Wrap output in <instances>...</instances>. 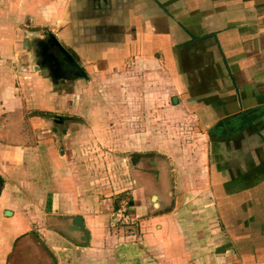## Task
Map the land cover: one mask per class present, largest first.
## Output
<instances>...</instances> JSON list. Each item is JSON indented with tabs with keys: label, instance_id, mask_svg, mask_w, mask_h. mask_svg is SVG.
Segmentation results:
<instances>
[{
	"label": "crops",
	"instance_id": "crops-1",
	"mask_svg": "<svg viewBox=\"0 0 264 264\" xmlns=\"http://www.w3.org/2000/svg\"><path fill=\"white\" fill-rule=\"evenodd\" d=\"M28 20L63 42L88 79L134 74L146 105L173 92L172 104L203 130L235 122L234 134L212 137L208 152L216 157L214 191L238 182V192L219 197L238 250L203 248L202 258L184 242L167 202L174 162L151 150L131 157L126 193L136 233L126 243L111 234L106 202L63 176L64 152L46 139L49 120L40 113L70 116L75 96L24 65L18 37ZM53 129L63 138L72 130ZM0 180V264H264V0H0ZM75 216L87 245L72 230Z\"/></svg>",
	"mask_w": 264,
	"mask_h": 264
},
{
	"label": "rangeland",
	"instance_id": "rangeland-1",
	"mask_svg": "<svg viewBox=\"0 0 264 264\" xmlns=\"http://www.w3.org/2000/svg\"><path fill=\"white\" fill-rule=\"evenodd\" d=\"M26 23L27 27L21 31L23 33H20L18 39L27 50V63L24 65L33 71L36 59L32 56L31 47L44 30L30 27L29 20ZM42 76L46 77V73H42ZM136 79L134 74L124 78L94 77L88 81H69L54 86L61 93L65 91L74 95L78 107L73 109L70 116L62 115L60 111L49 113L72 117L69 120L72 125L66 122L60 127L51 120L46 123L50 129L46 139L55 142V154L64 152V159L59 164L63 170L66 169L63 176L74 177L84 184L87 195L106 202L101 205L107 216L106 227L118 239H123L120 242L126 243L128 241L124 239L136 233V226L121 222L112 226L111 217L118 209L125 208V214L135 218L128 207L131 195L126 193L133 180L130 165L132 154L148 150L164 152L174 162L171 168L174 194H171L167 202L173 204L170 205L171 211L176 208L177 230L182 234L184 242L199 249V257L202 258L203 248L211 250L214 255L219 254L216 248L228 245L238 250L236 237L230 235L226 223L221 220L224 206L219 197L232 190H222L218 195L212 187L211 152L208 150L213 136L197 125L196 120L186 114L182 106L172 104L169 96L173 92H165L160 97H156V94L154 103L146 105L144 100L147 94L138 93L134 86L137 84ZM28 83L29 80L27 88L30 90L31 85ZM148 95L152 96L151 93ZM31 112L40 113L33 109ZM40 114L47 119L48 114ZM68 127L72 129L68 138L51 133L53 128L61 131ZM48 143L52 145L51 141ZM129 240L131 242L132 239ZM210 253L208 251L206 257ZM222 255L226 256L225 253ZM218 260L221 262L224 259L219 257Z\"/></svg>",
	"mask_w": 264,
	"mask_h": 264
},
{
	"label": "water",
	"instance_id": "water-1",
	"mask_svg": "<svg viewBox=\"0 0 264 264\" xmlns=\"http://www.w3.org/2000/svg\"><path fill=\"white\" fill-rule=\"evenodd\" d=\"M35 71L45 72L48 78L53 82L54 86L72 82L76 80L88 81V75L75 55L61 42L49 29H44L42 36L37 38L33 44ZM174 104H177V98H173ZM48 120H51L57 126L62 127L71 118L58 115H46ZM215 125L208 128V132ZM57 129H53L56 132ZM65 134L66 129L62 128ZM2 181L0 180V187ZM9 214V212H7ZM73 219L72 230L81 232L82 242L87 245L89 242V232L84 228V223L81 216H75Z\"/></svg>",
	"mask_w": 264,
	"mask_h": 264
},
{
	"label": "flooded vegetation",
	"instance_id": "flooded-vegetation-1",
	"mask_svg": "<svg viewBox=\"0 0 264 264\" xmlns=\"http://www.w3.org/2000/svg\"><path fill=\"white\" fill-rule=\"evenodd\" d=\"M236 124L232 119H226L223 122H220L218 124H216L211 131H209V135L210 136H218V137H230L232 134H234L233 132L236 130ZM139 158V156H135L133 157V161L137 160ZM210 159V173H211V181L212 183L214 182V180L216 179L215 175L212 173L211 167L213 165V163H215L216 161V157H211ZM249 180H246L245 183L248 184ZM238 182H232L230 189L232 190V193H236L238 192V187H235V185H237ZM241 186V185H240Z\"/></svg>",
	"mask_w": 264,
	"mask_h": 264
},
{
	"label": "built area",
	"instance_id": "built-area-1",
	"mask_svg": "<svg viewBox=\"0 0 264 264\" xmlns=\"http://www.w3.org/2000/svg\"><path fill=\"white\" fill-rule=\"evenodd\" d=\"M125 213H126L125 208L118 209L117 212L113 213L111 217L112 226H114L115 223H118V222L126 223V224L130 223L134 225L136 222V218L134 217L130 218V216H128Z\"/></svg>",
	"mask_w": 264,
	"mask_h": 264
}]
</instances>
